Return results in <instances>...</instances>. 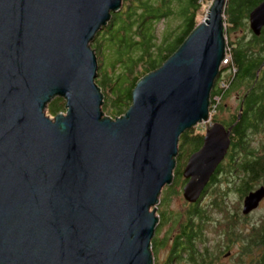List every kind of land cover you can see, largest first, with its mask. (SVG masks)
<instances>
[{
    "label": "water",
    "instance_id": "water-1",
    "mask_svg": "<svg viewBox=\"0 0 264 264\" xmlns=\"http://www.w3.org/2000/svg\"><path fill=\"white\" fill-rule=\"evenodd\" d=\"M213 3L112 120L90 43L122 0H0V264H153L158 217L149 210L171 184L178 136L208 118L224 57L226 0ZM263 13L264 1L248 17L255 36ZM55 97L65 112L49 118ZM229 134L206 128L186 162L187 201L225 157ZM263 197L264 187L251 191L241 213Z\"/></svg>",
    "mask_w": 264,
    "mask_h": 264
},
{
    "label": "trees",
    "instance_id": "trees-1",
    "mask_svg": "<svg viewBox=\"0 0 264 264\" xmlns=\"http://www.w3.org/2000/svg\"><path fill=\"white\" fill-rule=\"evenodd\" d=\"M204 1L206 0H122L121 8L117 13L111 12V19L105 23L106 27L102 26L90 43L99 64L95 82L104 97L103 111L113 119L124 115L130 107L132 92L139 80L159 69L195 30V19ZM263 1L226 0L224 5V20L230 27L228 30H237L240 33L246 30L249 33L247 37H238L229 42L227 40L230 65L222 68L224 76L219 79L216 84L218 87L212 94L220 98L218 102L215 101L217 114L212 117V122L221 121L226 129H230V146L223 160L226 164L224 168L221 167L222 163L218 166L204 188L203 195L206 194L207 188L212 192V198L204 209L196 204L198 202L190 203L193 206H186L183 223L180 222V217L169 216L170 212L163 211V226L170 222L172 227L178 223L182 224L168 240L169 244L172 242L170 252L180 256L177 261L171 258L164 264H178L184 255L194 264H200L198 256L200 258L202 254L203 257H209L212 254L199 253V249L197 251L192 240L199 236V229L197 231L194 228L196 237L195 234L191 235V229L198 222L200 225L208 223L209 213L212 211H222L226 204V194L219 188V183L225 184L226 190L232 191L240 200L264 183V151L258 152V147L264 148V144L255 146L254 149L249 148L252 146V137L264 132V27L257 36L250 32L248 27L250 13ZM159 22L166 24L160 33L161 39L156 34ZM220 80H225L227 86L222 87ZM234 93L239 97L235 112L229 114L228 118L216 119L221 110L227 108L223 102ZM63 101V98L55 97L48 102L49 116L53 117L65 111ZM192 128L184 130L178 137V154L175 160H179L180 167L175 171L178 174L177 178L174 176L175 184L179 179H183L186 158L197 151L203 142V132ZM165 201L167 200H164L163 204H166ZM220 215L224 219L220 222L224 223L225 237L231 244L239 243L240 251L236 252L238 264H246L248 257L250 260L247 264H264V218L260 223L251 225L247 234L239 225L245 224L247 215L239 213L238 207L233 212L225 211ZM169 217L171 221H167ZM153 240L150 241V250L154 246ZM161 243L160 247L166 244V241ZM155 253L157 252H151L153 259ZM215 255L217 257V254ZM242 257L244 259H241Z\"/></svg>",
    "mask_w": 264,
    "mask_h": 264
},
{
    "label": "rangeland",
    "instance_id": "rangeland-1",
    "mask_svg": "<svg viewBox=\"0 0 264 264\" xmlns=\"http://www.w3.org/2000/svg\"><path fill=\"white\" fill-rule=\"evenodd\" d=\"M212 0H206L203 2L201 7L200 12L197 14L195 21L197 22V25L199 23H201L202 19L205 18V16L207 15L208 11H209V6L211 5ZM225 9V8H224ZM225 14V13H224ZM224 18L225 15H224ZM223 18V20H224ZM176 24L178 23L177 21H174ZM225 35L226 38L228 40V42L230 40H235L238 37H247V35H249L248 32H246V30H244L242 33L237 32V30L234 31H229L228 28L229 25L226 23L225 21ZM166 26L165 22H159L156 26L157 29V35L159 36V39H161V35L160 33H162L164 27ZM227 52V50H226ZM96 64H98V62L96 61ZM98 70V69H97ZM107 72H110V70H107ZM217 83V82H216ZM217 85H213L211 92H210V96H208L209 98V111H211L214 107L212 106V103L214 101V99L212 98V94L214 93V91L217 89ZM212 95V96H211ZM238 95L231 94L230 96H228V98L223 102L226 104L227 108H225V110H221L222 112L219 113L216 117V119L218 120H222V118H227L229 114L234 113L235 110L234 108H237L238 105ZM211 99V101H210ZM64 100V99H63ZM65 101V100H64ZM63 101V102H64ZM211 102V103H210ZM104 106V104L101 106ZM105 110V109H102ZM47 111V109H46ZM65 112V111H64ZM62 112V113H64ZM217 114V111L213 112L210 114V119L212 120V117ZM103 115L107 116L108 118L113 119L110 115H108L106 113V111H103ZM209 116V115H208ZM47 117L49 118H53L52 116H49L48 112H47ZM117 119V118H116ZM115 120V119H114ZM206 120H203L201 122H198L196 126H194L192 128L193 129H199L200 128V132H203V134H205V130L206 128L210 125L209 124H204ZM199 127V128H198ZM262 143L264 144V132H261L259 134H256V136H253L251 139V144L252 146H249V148L254 149L255 146H262ZM259 151L258 152H262V150L264 151L263 147H258ZM176 158V157H174ZM225 160V159H224ZM179 160L177 159L176 162H174L175 168L174 171H177L178 168V163ZM225 162L222 161L221 167H225ZM181 170V168H180ZM176 175H174L175 177L178 175L177 172H175ZM177 178V177H176ZM222 179V178H221ZM175 181V179H174ZM185 184V179H179L178 183L175 184V182L172 181V183L170 185H166L163 188L160 189V198H159V202H157L156 205H154L152 207V209H154L156 211V216L158 217V223L156 225V227L154 228L155 230V236H154V240H153V248H152V253L153 252H157L154 254V262L155 264H164L166 261L171 260V258H173L175 261H177V259L179 258L180 255L174 253H170V245L168 240H170L174 234L179 230V227L182 226L181 223H183L185 217L183 216V214L185 213L186 210V206L190 207V203L187 202V200L184 198V194H183V186ZM264 185V183H263ZM225 184L223 183H219V188L223 189V191L226 194V204L224 205V207L222 208V211H217V212H213L209 213V221L208 223H204V225H200L199 228L201 229L200 235L195 239L192 240L193 241V245L194 247L197 249H199V253L202 252H207L209 254H211L209 257H203V255L201 254L200 258L198 256V259H200L201 263L200 264H238L239 262H237L236 259V252H239L240 250L239 248V243H232L229 242V240L227 239V237H225L226 234V229L224 226L223 222V217L220 215V213H225V211L227 212H233L235 211V209L238 207L239 208V213H241L240 211H242L243 208V199L240 200L238 199V197L232 192V191H228L226 190V188L224 187ZM173 188V189H172ZM207 192L205 195L202 196L201 200H199V206L201 208H205L209 202L208 200H210L212 198V192L211 189L207 188ZM162 191V192H161ZM165 201L166 204H163V201ZM262 200V201H261ZM260 205H258V207L255 210H251V214L250 216L247 215V220L245 221V224L240 225V228L243 229L244 231H246V233L248 234L249 229L251 228V225H256L258 223H260V221L264 218V197L260 199ZM168 213L170 212L169 216H176L177 218L180 217V222L178 223L176 226L172 227V222L168 223L167 225L163 226V221H165L162 218H164V213L163 211H165ZM211 212V211H210ZM171 217H169V219L167 221H171L170 219ZM199 223V222H198ZM198 223L196 225L192 226L191 229V235L195 237L197 236V232L194 233V228L197 229L198 231ZM220 223V225H219ZM170 237V239H169ZM166 244L162 245L160 247V243L165 242ZM161 243V244H162ZM217 254V257L215 254ZM197 254V253H196ZM151 256H153V254H151ZM241 259H244V257H242ZM250 258H247V262L246 264L249 262ZM179 261V260H178ZM177 264V262H176ZM178 264H194L192 261H189V257L184 255L183 259L180 261V263ZM199 264V263H198Z\"/></svg>",
    "mask_w": 264,
    "mask_h": 264
},
{
    "label": "bare ground",
    "instance_id": "bare-ground-1",
    "mask_svg": "<svg viewBox=\"0 0 264 264\" xmlns=\"http://www.w3.org/2000/svg\"><path fill=\"white\" fill-rule=\"evenodd\" d=\"M213 4H214V3H213V0H212L211 5H213ZM211 5L209 6V8L211 7ZM224 10H225V9H224ZM224 15H225V14H223V18H224ZM260 15H261L260 18H263V17H264V13H263V14H260ZM223 18H222V20H223ZM201 21H202V20H201ZM202 22H203V21H202ZM202 22H201V23H202ZM201 23H199V24H201ZM224 23H225V20H223V25L225 26ZM199 24H198V25H199ZM198 25H197V27H198ZM197 27H196V28H197ZM224 31H225V27H224ZM224 31H223V33H224ZM224 40H225V44H224L225 48H224V57H222L223 61H224V58H225L226 55H227L226 50L229 49L228 46H226V45H227V38H226L225 33H224ZM223 61H222V65L220 66V69L218 70L217 78H218V76H219V74H220V70H222V68L225 66L224 63H223ZM217 78L215 79L213 85L216 83ZM141 79H142V78H141ZM225 83H226L225 80H220V85H221L222 87H226V86H227V84H225ZM209 96H210V93H209ZM212 98L214 99V101H213V103H212V106H213L214 108H213L211 111H209L210 106H208V110H207V111H208V115H209V116H208V118H207V121H206L204 124H207V123L209 124L210 122H212V120L210 119V114L213 113V112H215L216 107H217V103H216V102H218V101L220 100V98H219L218 95H217V96L214 95V96H212ZM210 101H211V99H210ZM215 101H216V102H215ZM210 103H211V102H210ZM121 117H122V116H121ZM115 119H116V118H115ZM112 120H114V119H112ZM214 123H219V124H221L220 121H216V122H214ZM196 125H198L197 122H196L195 126H196ZM210 125H213V123H210ZM192 127H194V126H192ZM192 127H191V128H192ZM208 127H209V126H208ZM208 127H207V128H208ZM181 134H182V133H181ZM181 134H180V135H181ZM178 137H179V136H178ZM178 141H179V139H178ZM177 149H178V146H177ZM177 149H176V151H177ZM197 150H198V149H197ZM227 151H228V150H227ZM195 152H197V151H195ZM195 152H193V153H195ZM193 153H192V154H193ZM177 154H178V151H177ZM226 155H227V153H226ZM226 155H225V157H226ZM190 156H191V155H190ZM190 156H189V157H190ZM176 157H177V156H176ZM225 157H223V160H224ZM174 160H175V158H174ZM223 160H222V161H223ZM222 161H220V164H221ZM175 162H176V160H175ZM174 164H175V163H174ZM185 164H186V163H185ZM220 164H219V165H220ZM175 165H176V164H175ZM186 165H187V164H186ZM186 165H185V166H186ZM207 165H208V163L205 162V164L202 166L200 172H198L199 176L205 172L204 170H205V168L207 167ZM219 165H218V166H219ZM218 166H217V168H218ZM174 168H175V167H174ZM217 168L214 170L213 173H215V171L217 170ZM184 170H185V167H184V169H183V175H184ZM213 173H211V175H212ZM174 175H175V171H174V169H173V175L171 176L173 182H174V179H175ZM211 175H210V176H211ZM196 176H198V175H196ZM183 177H184V176H183ZM185 178L187 179V182L191 180V179L187 178L186 176H185ZM210 179H211V177H210ZM210 179H209V181H210ZM172 181H171V183H172ZM209 181L204 185V187H202V190L200 191V197H201V194H202L203 191H204V188H205V187L207 186V184L209 183ZM187 182H185L183 188L186 186ZM260 187H264V186H260ZM260 187H259V188H260ZM259 188H258V189H259ZM258 189H256V190H258ZM189 190H190V191H189V194H190L191 196H195V194H194V192H193V189L190 188ZM256 190H254V191H256ZM254 191H252V192H254ZM161 192H162V191H161ZM250 193H251V192H250ZM183 194H184V191H183ZM248 194H249V193H248ZM248 194H247V195H248ZM247 195H246V196H247ZM246 196H245V197H246ZM186 200H187V199H186ZM196 201H198V199H194L193 201H187V202H189V203H195ZM261 201H262V200H261ZM261 201H260V202H261ZM260 202H259L258 205H260ZM257 207H258V206H257ZM151 211H152V208L149 210V212H151ZM249 214H250V212H249ZM155 216H156V213H155ZM156 217H157V216H156ZM157 222H158V221H157ZM154 236H155V235H154ZM153 238H154V237H153ZM152 240H153V239H152ZM149 243H150V242H149ZM150 244H151V243H150ZM150 251H151V250H150ZM151 252H152V251H151Z\"/></svg>",
    "mask_w": 264,
    "mask_h": 264
},
{
    "label": "flooded vegetation",
    "instance_id": "flooded-vegetation-1",
    "mask_svg": "<svg viewBox=\"0 0 264 264\" xmlns=\"http://www.w3.org/2000/svg\"><path fill=\"white\" fill-rule=\"evenodd\" d=\"M224 76V72H222L221 70H220V74H219V76H218V78H217V80H216V82H218L219 81V79H221L222 77ZM217 83H215V85H216ZM224 105H226V104H224ZM228 118V117H227ZM221 122V121H220ZM214 123V122H213ZM199 130H200V128H199ZM199 148H200V146L197 148L198 150H199ZM189 158V157H188ZM188 158H186V162L188 161ZM225 159V158H224ZM185 162V163H186ZM222 163V162H221ZM178 164V163H177ZM184 169V168H183ZM182 177H183V173H182ZM183 179H185V182H187V179L185 178V177H183ZM261 186H264V185H261ZM260 186H258V188H259ZM257 188V189H258ZM202 196H203V193L201 194V197H200V192H199V196H198V201L199 200H201V198H202ZM198 201H196V202H198ZM195 202V203H196ZM196 204H199V202L198 203H196ZM190 206H193L192 204H190ZM249 215V214H248ZM199 226H200V222L198 223V226H197V228L199 229V235H200V228H199ZM170 245V250H171V247H172V242L169 244ZM172 252H170L169 254H171Z\"/></svg>",
    "mask_w": 264,
    "mask_h": 264
},
{
    "label": "built area",
    "instance_id": "built-area-1",
    "mask_svg": "<svg viewBox=\"0 0 264 264\" xmlns=\"http://www.w3.org/2000/svg\"><path fill=\"white\" fill-rule=\"evenodd\" d=\"M229 57H230V50L228 49L227 50V55H226V57L224 58V61H223L224 65H228V64L230 65L231 59ZM227 76L229 77V72H227Z\"/></svg>",
    "mask_w": 264,
    "mask_h": 264
},
{
    "label": "clouds",
    "instance_id": "clouds-1",
    "mask_svg": "<svg viewBox=\"0 0 264 264\" xmlns=\"http://www.w3.org/2000/svg\"><path fill=\"white\" fill-rule=\"evenodd\" d=\"M248 27H249V25H248ZM250 29V28H249ZM250 31V30H249ZM153 264H155V262H154V259H153Z\"/></svg>",
    "mask_w": 264,
    "mask_h": 264
}]
</instances>
